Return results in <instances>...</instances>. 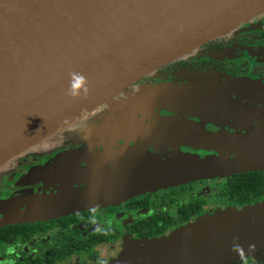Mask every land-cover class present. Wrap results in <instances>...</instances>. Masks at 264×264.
<instances>
[{"label": "flooded vegetation", "instance_id": "flooded-vegetation-1", "mask_svg": "<svg viewBox=\"0 0 264 264\" xmlns=\"http://www.w3.org/2000/svg\"><path fill=\"white\" fill-rule=\"evenodd\" d=\"M243 25L247 28L201 45L205 54H187L152 71L157 77L151 78L150 72L138 79L118 94L112 111L94 115L90 111L87 120L76 127L55 132L1 164L0 205L5 204L0 206V220H9L0 222V264H151L155 241L217 208L263 200L235 203L222 192L232 175L260 171L264 176V170H252L136 191L83 206L90 197L133 189L138 183L134 168L151 167V162H179L189 155L233 157L213 150L215 145H202L198 134L183 125L203 126L206 132L228 138L264 136L259 120L238 117L234 110H224V105L216 104L218 112L211 114L215 103L208 91L188 96L189 111L199 102L208 104V114L187 118L181 112L183 97L166 101L161 95L164 81L172 77L181 81L186 72L208 73L211 85L222 88L217 92L230 90L228 78H251L264 85V14ZM174 91L179 93L180 88ZM142 92L150 94L146 108L140 100ZM229 97L264 115L262 96L261 100L234 93ZM107 113L121 114L123 120L101 119ZM205 180H218L219 185L207 187ZM128 244L133 247L131 253ZM234 262L260 264L242 253Z\"/></svg>", "mask_w": 264, "mask_h": 264}, {"label": "water", "instance_id": "water-1", "mask_svg": "<svg viewBox=\"0 0 264 264\" xmlns=\"http://www.w3.org/2000/svg\"><path fill=\"white\" fill-rule=\"evenodd\" d=\"M262 13L264 0H0V165L156 68ZM227 85L234 94L264 98L260 82L228 78ZM214 101L238 117L259 120L264 128V115L249 106L231 97ZM197 138L233 157L151 162V167L134 168L138 183L133 189L90 197L83 206L195 179L264 170V136L204 132ZM224 212L155 241L151 264H231L240 253L264 250V199ZM223 247L228 251L221 255Z\"/></svg>", "mask_w": 264, "mask_h": 264}, {"label": "rangeland", "instance_id": "rangeland-1", "mask_svg": "<svg viewBox=\"0 0 264 264\" xmlns=\"http://www.w3.org/2000/svg\"><path fill=\"white\" fill-rule=\"evenodd\" d=\"M262 14H264V13H262ZM262 14H259V15L255 16V17H259ZM252 19H254V17L249 19V20H247V21H245V22H243V23H241L240 25H238L234 29L230 30L229 32L235 34V33L238 32V30L240 31V30L246 29L247 27H243L244 26L243 24L251 21ZM205 51H206V49L198 47V48L194 49L192 52H189V56L190 57L201 56V54H205L206 53ZM210 53H213V52H210ZM193 72H196V71H193ZM174 73H176V72H174ZM203 73L196 72V73L192 74L191 72H186V73L183 74V77L180 78V79L185 80V81H182V80L180 81V80H177L178 78L172 77L173 78L172 80L164 81L166 83L165 87L160 88V89H162L161 95L164 97V99L166 101H170V100H172V98H174L176 96L183 97V99H181L180 103H181V105L183 107L181 112L184 113L183 117H185V118H187L189 116H199V115L204 114V113L208 114V110H209L207 108L208 104L207 105H203V104H198L199 102H196V103H193V108L195 106L196 109H194L192 111L191 110L189 111L188 109H189V107H190V105L192 103L188 102V99H189L188 96L190 98H192L193 97L192 94H199L200 95L201 94L200 92H202V91L207 92L208 91L209 92L208 93L209 96L214 97L215 99H219V100L224 102V101H228L229 96H231L233 94V92H231L230 90L227 91V92H224V91L223 92H217V90H220L222 88H220L217 85L213 87L211 85L212 80H210V78L208 80V77H209L208 73H206V72H203ZM149 75L151 76V78L157 77V76H155L154 72H151ZM206 75H208V77H206ZM207 80H208V85H207ZM247 81H249L251 83L252 79L249 78ZM202 82H203V84H202ZM207 87H208V90H207ZM174 88H176V89L180 88V92L177 93L176 91H174ZM236 95H241V94L236 92ZM149 96H150L149 93H144V92L141 93L140 100H141V102H144L143 103V105H144L143 108H146V105H145V103L147 101L146 98L149 97ZM117 99H118V95L112 97L111 99L107 100L102 105H100L99 107H97L94 110H92V114L93 115L95 113L98 114L99 112H101L103 110L112 111L115 108V104L117 103ZM258 99H260V98L258 97ZM214 103H215V104H213L214 107H212V108L215 109L214 110L215 112H213L211 114H216L218 112V110L216 109L217 108L216 102L214 101ZM160 106L161 107L164 106V102L163 101H161ZM222 112H225V111H222ZM120 116H121V114H118V113H114L113 115H109V113H107V114L103 115L101 117V119H109V118H111V119L117 120V123H120V120H123V119H120ZM86 118H87L86 115H84L83 117L73 121L69 125L57 130L56 132L57 133H59V131L65 132L71 127H76V125L78 123H81ZM189 125L190 126H184L183 125L182 127L186 128L187 130H189V132H191V133L193 132L195 134H202L204 132L207 133L203 126L202 127L201 126L191 127L192 124H189ZM119 126H121V125H119ZM263 132H264V128H262V133ZM49 137H52V136L50 135ZM49 137L45 138L43 141H46ZM247 137H250V136L248 135ZM259 137H261V136H259ZM196 156L197 155H191V157H193V158H197ZM181 158H184V157H181ZM182 160H184V159H182ZM217 181L218 180H205V182L208 185L207 187H211V188L215 187L214 189H216L218 187V185H219V183ZM195 188H197V186H195ZM4 204H5V202H3L0 206H4ZM237 208L238 207H234V208H230V209H237ZM225 210H226L225 208H217L214 211V213L205 214V215L199 217L196 221L200 222L202 220H208L209 221V220L219 219V218H221V216H223V215H225V213H227V212H224ZM127 246H128L127 249L129 250L130 253L132 251H134L132 245L128 244ZM226 251H228V249L226 247H223V249L221 251V255H224ZM244 251L247 252L248 250H244ZM262 252H264V250L259 251V249L257 250V248H255L251 252L248 251L247 254L252 259H254L257 263L264 264V259L262 260V257L264 255L262 254ZM198 264H209V263L202 262V263H198Z\"/></svg>", "mask_w": 264, "mask_h": 264}, {"label": "trees", "instance_id": "trees-1", "mask_svg": "<svg viewBox=\"0 0 264 264\" xmlns=\"http://www.w3.org/2000/svg\"><path fill=\"white\" fill-rule=\"evenodd\" d=\"M222 192L230 196V199L235 203H247L262 199L264 197L263 173L254 171L232 175L228 178L227 185ZM191 208H194V206ZM231 264H237V262Z\"/></svg>", "mask_w": 264, "mask_h": 264}, {"label": "clouds", "instance_id": "clouds-1", "mask_svg": "<svg viewBox=\"0 0 264 264\" xmlns=\"http://www.w3.org/2000/svg\"><path fill=\"white\" fill-rule=\"evenodd\" d=\"M76 87H79V83H77ZM73 94H75V93H73Z\"/></svg>", "mask_w": 264, "mask_h": 264}]
</instances>
